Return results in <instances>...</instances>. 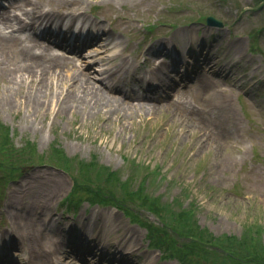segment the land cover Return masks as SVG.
Returning a JSON list of instances; mask_svg holds the SVG:
<instances>
[{"label":"rangeland","instance_id":"374dc122","mask_svg":"<svg viewBox=\"0 0 264 264\" xmlns=\"http://www.w3.org/2000/svg\"><path fill=\"white\" fill-rule=\"evenodd\" d=\"M35 1L52 11L59 9L70 14L87 6L88 17L107 24L113 33L111 37L117 40L114 42L117 49L127 50L132 58L137 57L139 47L149 41L145 35L151 37L145 29L154 30L152 42L165 37L170 41L180 38L187 41L200 33L203 40L211 36V42L206 41V44L212 53L229 54L235 68L231 76L220 78L207 74L202 78L205 81L202 88L193 86L182 91L174 100L182 99L184 105L161 104L156 111L148 113L138 106L127 104L126 107V103L120 100L122 109L110 110L107 115L90 114L82 109H61L62 95L55 102L52 94L54 91L60 93L61 87L70 83L68 79L47 89L42 98L44 106L34 111L30 104L22 103L34 95L26 92L29 83L21 87L11 84L12 78L7 77L10 74L2 73L5 71L0 69V123L11 129L12 139L18 147L30 142L34 161L40 164L39 168L8 186L0 209V223L7 224L2 233L12 231L17 238H20L17 230L25 231L30 237L35 233L34 238L43 245L40 254L43 260L50 263L53 257L59 256L55 234L50 232L48 224L46 230L45 220L52 223L53 219L47 220V217L58 216L59 222L68 218L64 216L63 204L69 200V193L76 183L75 176L69 171L44 164L56 146L55 149L63 151L64 155L57 152L53 155L68 163L76 160L78 164H74L78 172H81L83 163L94 157L92 160L112 171L111 179L117 173L121 181H128L131 171L159 166L165 179L156 192H148L156 203L169 205L172 212L181 210L179 202L182 208H192L197 222L215 237H238L246 229H251L254 238H264V10L256 6V1ZM23 7L30 9L27 5ZM207 15H213L229 26L209 27L205 22ZM175 26L179 27L176 29ZM220 35L222 40H219ZM0 55L2 59L10 58L1 50ZM10 60L13 65L20 61L17 57ZM248 81L256 85L248 89L245 85ZM130 94L134 95L132 91ZM140 161L145 163L139 166ZM138 183L139 178L134 185ZM110 185L104 188L96 180L90 189H100L109 199L105 203H112L117 196L113 195ZM85 193L72 194L71 198L89 196L101 200L99 193ZM185 194L187 200H183ZM105 203L101 205H108ZM131 205L135 221L157 226L160 218L152 212L155 206L146 210ZM87 210L90 212L85 222L94 223L93 236L108 225L107 220H111L108 225L110 246L127 236L133 242L132 248L137 256L151 254L144 263L178 264L176 261L164 262L157 251L150 252L145 226L134 224L124 211L100 207L90 209L89 204L84 203L77 220L71 216L67 219L68 224L75 226ZM42 219L44 223L39 221ZM14 222L23 225V229ZM54 230H58L57 225ZM163 230L165 233L160 234L165 238L175 235L172 230ZM155 234L158 235V230Z\"/></svg>","mask_w":264,"mask_h":264},{"label":"trees","instance_id":"16d2710c","mask_svg":"<svg viewBox=\"0 0 264 264\" xmlns=\"http://www.w3.org/2000/svg\"><path fill=\"white\" fill-rule=\"evenodd\" d=\"M256 1L257 5L264 9V0ZM55 148L53 147V153H49V160L75 176L74 194L86 192L90 194L99 193L101 196V200L99 201L89 196L72 197L71 200L76 205H80L86 199L93 204L107 202L109 199L103 196V193L99 191L100 189L93 191L90 189V186L96 180L100 181L104 188L111 183L110 189L113 195L117 197L112 203L107 204H114L123 210L127 209L129 203L136 204L134 205L135 207L146 210H150L152 206H155L152 212L160 218L163 224L162 228H165L167 232L168 230H172V232L179 236V238L170 236L159 241L164 242L163 246L168 243V247L172 248L184 264H264V238H261V240L260 238H254L251 234V229L243 231L240 238L235 235L215 237L207 229L199 226L192 208H182V204L179 202L181 210L172 212L169 205L161 206L159 203H156L154 198L147 193V190H144L141 186L147 181L148 177L141 178L139 180L140 187H137L138 190L137 188L135 189L134 182L138 179V170L131 171L128 181H121L122 179L117 173H114L115 176L111 179L112 171L99 165L92 158L89 162L83 163L80 169L81 172H78V167L75 168L74 164H78V162L75 160L74 163H68L62 157L57 159L53 155L54 152H57L60 156L64 154L63 151ZM31 151L32 147L30 143L20 148L16 147L10 136L8 127L0 123V190L21 171L23 165L35 162L34 153ZM91 171H94L93 175H91ZM144 174L148 176L149 170H146ZM119 193L122 194L120 195ZM140 223L148 227L151 232L156 228L141 221ZM157 230L159 236L160 232L165 233L161 229H156L154 232Z\"/></svg>","mask_w":264,"mask_h":264},{"label":"bare ground","instance_id":"6f19581e","mask_svg":"<svg viewBox=\"0 0 264 264\" xmlns=\"http://www.w3.org/2000/svg\"><path fill=\"white\" fill-rule=\"evenodd\" d=\"M30 5L33 7L32 13L34 14V16L39 17L38 13H40V10L42 9V3L30 2ZM6 13H9V11ZM86 17L87 12L85 11L80 15L79 18L80 20H82ZM68 18L71 23L76 20L72 16ZM58 19H60L59 21H62L65 19V16H62L60 14L58 16ZM51 20H55L54 16H51ZM53 22L56 23V21ZM96 25L106 30V28L102 26L99 21ZM105 34L107 36H110L108 33ZM0 40V50L4 54L10 56V58L14 59L15 57H17L20 60L18 64L13 65L10 58L7 57L6 59H2L0 57V69L5 71L2 73H6L7 75L10 74L7 77H10V79L12 78L10 81L11 84H19V86L21 87L23 84L29 83L30 90L28 88L26 92H32L34 93V95L31 98L28 96V98L24 100L25 102L22 103L30 104L34 111H37L44 106L45 101L44 99H42L45 96L44 92L47 89L53 87L54 84H58L59 81L61 82V80L63 79H68L70 83H68V85H64V87H61L62 91L60 93L56 94V92L54 91V93L52 94V99L55 102H58V100L60 99V95H62V100L60 101L61 109H67L69 111L82 109L85 110L86 113H102L104 115L110 113V110L117 112L122 109L120 108V106L122 105L120 100L116 97L111 96L113 91L103 86L102 84H98L95 80L92 79L91 76V72L94 68H96V72L99 75H102V77L106 79L113 80L114 76H116L118 72H114V69L112 67H93L92 64L88 65L90 68L85 67L83 69H75L69 66V63H72L75 66L74 59L72 58H63L66 59L63 60L58 56L50 57L48 55H45L46 51L42 54L33 53L32 49H34L35 46H27L26 48L21 42L17 40H12V43H9V41L7 42L2 39ZM105 52V47H103L98 51L97 56L101 60L106 61V63L108 64H112V62L118 60L117 56L114 59H109L106 56ZM52 78H54L55 82L54 80H52ZM56 87H58V85H56ZM150 104L151 105L140 104L137 106L140 108V110H148V113L156 111V109L159 108V106L153 105L154 103ZM125 105L127 107V104ZM22 238H26L24 232H22ZM41 239L44 242V238ZM33 242L35 253L37 255L42 254L43 245H41L36 238H34ZM56 252H58V250H56ZM42 262L43 264H47L46 259H42Z\"/></svg>","mask_w":264,"mask_h":264}]
</instances>
